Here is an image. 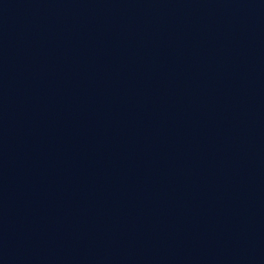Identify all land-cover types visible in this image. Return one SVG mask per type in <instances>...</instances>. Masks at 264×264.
Wrapping results in <instances>:
<instances>
[{
  "label": "water",
  "instance_id": "95a60500",
  "mask_svg": "<svg viewBox=\"0 0 264 264\" xmlns=\"http://www.w3.org/2000/svg\"><path fill=\"white\" fill-rule=\"evenodd\" d=\"M0 264H264V0H0Z\"/></svg>",
  "mask_w": 264,
  "mask_h": 264
}]
</instances>
